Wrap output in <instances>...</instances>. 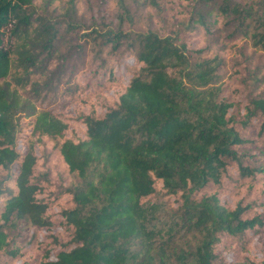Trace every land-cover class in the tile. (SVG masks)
<instances>
[{
	"label": "trees",
	"instance_id": "16d2710c",
	"mask_svg": "<svg viewBox=\"0 0 264 264\" xmlns=\"http://www.w3.org/2000/svg\"><path fill=\"white\" fill-rule=\"evenodd\" d=\"M90 41L99 80L36 105ZM249 46L264 0H0V264H264Z\"/></svg>",
	"mask_w": 264,
	"mask_h": 264
},
{
	"label": "rangeland",
	"instance_id": "374dc122",
	"mask_svg": "<svg viewBox=\"0 0 264 264\" xmlns=\"http://www.w3.org/2000/svg\"><path fill=\"white\" fill-rule=\"evenodd\" d=\"M42 13L43 15L40 17L39 23L45 22L47 20L51 10L48 9L46 11H42ZM60 19H62V11L54 8L52 11L51 22L55 23ZM89 24L90 19L86 21L84 26H89ZM230 28H232V26H230ZM62 42H60V46L57 47V50L54 53L55 64L49 65L44 71L45 76L43 79L45 81L51 74L50 82L47 85L44 94L41 96V98H38L35 95H30V97H33V101L36 105L40 103H51L53 97L58 98L60 94L69 95L75 93L78 89H82L87 82L92 83L99 80V75L102 68L109 62L107 46H101L99 51L96 52L97 49H93V41H90L88 44L84 45V48L79 49L77 47L72 49V54H70L68 53V49L63 48ZM254 49L255 48L252 46L247 48V51L251 53L249 61L251 60L253 64H260L261 62L264 63V52L261 49ZM94 53L96 55L95 57ZM246 55L248 59L247 52ZM236 59L240 60V58L236 57H232V60L229 58L228 65H230V63L233 61H236ZM81 74L83 76L81 79H78ZM51 95H53V97H50ZM245 131L247 132L248 129Z\"/></svg>",
	"mask_w": 264,
	"mask_h": 264
}]
</instances>
